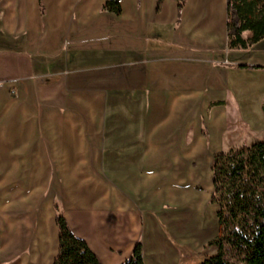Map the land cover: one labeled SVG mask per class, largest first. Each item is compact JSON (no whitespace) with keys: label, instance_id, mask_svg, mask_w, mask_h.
I'll list each match as a JSON object with an SVG mask.
<instances>
[{"label":"crops","instance_id":"1","mask_svg":"<svg viewBox=\"0 0 264 264\" xmlns=\"http://www.w3.org/2000/svg\"><path fill=\"white\" fill-rule=\"evenodd\" d=\"M107 1L44 0L41 15L38 0H0V264L54 263L55 212L40 202L53 166L63 216L100 264L137 243L145 264L217 252L199 251L219 235L204 236L211 166L231 149L227 97L248 95L231 75L252 79L238 91L264 81L226 65L264 67V40L227 49L226 0H187L179 17L175 0H119V15Z\"/></svg>","mask_w":264,"mask_h":264},{"label":"trees","instance_id":"2","mask_svg":"<svg viewBox=\"0 0 264 264\" xmlns=\"http://www.w3.org/2000/svg\"><path fill=\"white\" fill-rule=\"evenodd\" d=\"M38 1L43 15L44 0ZM162 1L158 0V6ZM175 1L179 17L187 0ZM102 10L119 15V0L105 2ZM226 31L227 49L231 51H248L263 41L264 0H226ZM226 66L235 68L233 64ZM236 68L264 70L248 65ZM261 111L264 116V101ZM211 172L210 204L217 207L219 235L208 245L216 247L217 252L203 257L199 264H264V142L233 147L216 155ZM54 211L58 252L53 264H100L87 242L73 234L56 205ZM241 254L246 255V262L241 260ZM122 264H145L140 243Z\"/></svg>","mask_w":264,"mask_h":264},{"label":"rangeland","instance_id":"3","mask_svg":"<svg viewBox=\"0 0 264 264\" xmlns=\"http://www.w3.org/2000/svg\"><path fill=\"white\" fill-rule=\"evenodd\" d=\"M241 52V51H239ZM235 68L234 70H244V69H238L236 68L238 65L233 64ZM254 71V70H250ZM252 82V79L245 78V76H242L238 72H234L231 75V83H232V91L240 93H248V95H243L242 97L240 95H232L231 99L227 97V100L225 102V117L223 121V125L225 128V142L222 143V148L229 149L233 147H238L241 145H251L255 142H264V117L261 112V100H262V91H264V81L259 80H253V84H248V87H245L243 91H238L237 88L242 87L244 84H246V81ZM262 82V83H261ZM43 83V82H42ZM252 90V91H248ZM245 100V103L243 101ZM1 112H0V120H1ZM206 125V126H205ZM200 126L208 127L209 125L205 118H201ZM207 129V128H206ZM189 142L192 140V137L189 136L188 138ZM189 142H187L186 146H189ZM53 164H55V161H51ZM196 166V164L194 165ZM54 172H56V167H52ZM54 172L51 174L49 179V185L40 196V202L41 204L47 201H52V209L54 211V206L56 205L57 208L61 211L63 214V203L65 200H67V191H64V188H61L63 185H61V178L63 179V176H57L54 174ZM30 177V176H29ZM27 177V178H29ZM26 178V177H25ZM60 179L58 190L55 191L53 188V183ZM104 180L109 184L112 185V181L110 180L109 176H105ZM46 183V182H45ZM57 184V182H55ZM55 212V211H54ZM56 216V213H55ZM214 232H218V225L217 222L214 225L213 228H210L207 230V232L204 233V236H213ZM215 233V234H216ZM202 239V238H201ZM202 241V240H201ZM202 243V242H201ZM205 244L204 246H201L199 251L201 253H205L206 251H209L211 246ZM206 257V256H205ZM241 260L244 262L247 261L246 255L241 254Z\"/></svg>","mask_w":264,"mask_h":264}]
</instances>
